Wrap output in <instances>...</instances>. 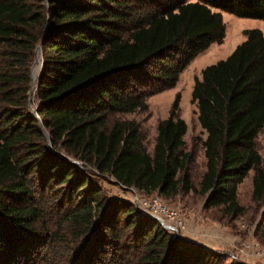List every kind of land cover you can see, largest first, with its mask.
<instances>
[{
    "label": "trees",
    "instance_id": "trees-1",
    "mask_svg": "<svg viewBox=\"0 0 264 264\" xmlns=\"http://www.w3.org/2000/svg\"><path fill=\"white\" fill-rule=\"evenodd\" d=\"M215 10L264 22V0H0V264H224L171 236L133 201L109 200L101 185L109 179L167 199L193 192L238 217L237 188L254 171L264 222L259 30L244 31L245 42L194 80L190 103L206 134L198 190L179 95L157 125L152 153L134 122L112 121L145 112L149 97L174 88L194 59L222 43ZM40 45L32 103L30 67ZM47 202L59 211L53 231Z\"/></svg>",
    "mask_w": 264,
    "mask_h": 264
},
{
    "label": "rangeland",
    "instance_id": "rangeland-1",
    "mask_svg": "<svg viewBox=\"0 0 264 264\" xmlns=\"http://www.w3.org/2000/svg\"><path fill=\"white\" fill-rule=\"evenodd\" d=\"M223 18L225 25V38L220 44H213L194 59L188 67L183 70L179 81L172 89L161 94L149 97L146 100L147 110L135 112L125 116H116L112 121H132L140 131V142L148 153H152L157 136V125L167 119L172 110L171 106L180 96L178 104L179 117L187 125V132L183 138L186 146L184 151L193 154L192 162L189 164V175L196 190L199 188L201 176L205 171V158L202 141L206 138L205 132L198 125V110L191 105L190 98L194 80L201 79L202 70L217 62L226 60L234 49L246 41L244 31L257 29L264 34V22L255 19H241L236 16L215 10ZM36 59L39 60L36 62ZM36 62V63H35ZM41 52L34 55L30 72L35 71L36 81L38 78ZM31 74V73H30ZM36 81L30 84L32 103L35 101ZM46 143L49 137L46 134ZM257 152L262 160L260 168L264 170V133L257 139ZM73 164L83 166L77 160ZM89 169V168H87ZM91 170V169H89ZM254 171H250L244 181L237 188V201L243 212L238 217L226 214L224 208L219 206L206 207V199L196 193H179L171 198H162L156 193H143L136 189L123 190L113 179L101 181V185L109 200L123 199L133 201L139 212L142 211L140 204L158 200L169 209L177 212L183 222V230L172 231L166 229L171 236L186 240L191 244L198 245L206 251L222 256L224 264H264V222L262 221L263 203L254 200L253 177ZM47 220L52 228L59 220V211L54 206L45 205ZM145 212V211H143ZM146 213V212H145ZM141 214V212H140Z\"/></svg>",
    "mask_w": 264,
    "mask_h": 264
},
{
    "label": "built area",
    "instance_id": "built-area-1",
    "mask_svg": "<svg viewBox=\"0 0 264 264\" xmlns=\"http://www.w3.org/2000/svg\"><path fill=\"white\" fill-rule=\"evenodd\" d=\"M140 207L142 211H145L147 213V215L152 216L155 219L161 220L166 226V228L159 221L158 222L164 227L165 230H183V222L177 212L172 209H169L160 201L153 200L152 202L141 203Z\"/></svg>",
    "mask_w": 264,
    "mask_h": 264
},
{
    "label": "water",
    "instance_id": "water-1",
    "mask_svg": "<svg viewBox=\"0 0 264 264\" xmlns=\"http://www.w3.org/2000/svg\"><path fill=\"white\" fill-rule=\"evenodd\" d=\"M40 52H41V45L40 46H38L37 48H36V52H35V56H38L39 54H40ZM39 60H37L36 59V62H38ZM35 62V63H36ZM42 66H43V63L41 62L40 63V68H39V72H40V70H41V68H42ZM35 71H31V80H32V84L36 81V77H35ZM47 147L49 148V150L50 151H52L53 152V148L51 147V145H50V143L48 142V144H47ZM141 212V215H143V216H149V215H147V213H145V212H143V211H140ZM152 217V216H151ZM153 218V217H152ZM155 219V218H154ZM155 220H157V221H159L165 228H166V226L164 225V223L161 221V220H158V219H155Z\"/></svg>",
    "mask_w": 264,
    "mask_h": 264
}]
</instances>
